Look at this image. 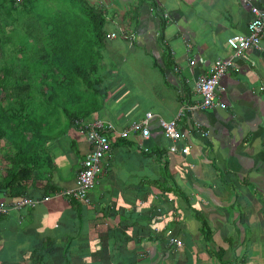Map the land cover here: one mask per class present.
I'll use <instances>...</instances> for the list:
<instances>
[{
  "label": "crops",
  "instance_id": "1",
  "mask_svg": "<svg viewBox=\"0 0 264 264\" xmlns=\"http://www.w3.org/2000/svg\"><path fill=\"white\" fill-rule=\"evenodd\" d=\"M83 2L104 11L108 32L97 48L101 100L86 119L121 129L153 113L151 137L110 138L92 206L54 197L75 186L91 149L61 110L65 132L46 144L51 167H37L22 184L39 203L0 216V264H264V37L222 79L223 107L186 111L180 141L157 121L201 101L194 80L232 56L227 40L248 34L252 9L263 10L264 0ZM196 121L209 136L195 130ZM11 151L1 140L0 181ZM10 193L0 200L14 199ZM167 231L184 246L169 247Z\"/></svg>",
  "mask_w": 264,
  "mask_h": 264
},
{
  "label": "trees",
  "instance_id": "2",
  "mask_svg": "<svg viewBox=\"0 0 264 264\" xmlns=\"http://www.w3.org/2000/svg\"><path fill=\"white\" fill-rule=\"evenodd\" d=\"M106 25L104 11L83 0H0V141L13 152L0 192L21 198L37 167H51L46 144L65 132L61 110L72 124L97 110Z\"/></svg>",
  "mask_w": 264,
  "mask_h": 264
},
{
  "label": "built area",
  "instance_id": "3",
  "mask_svg": "<svg viewBox=\"0 0 264 264\" xmlns=\"http://www.w3.org/2000/svg\"><path fill=\"white\" fill-rule=\"evenodd\" d=\"M252 12L254 18L248 26V34L234 35L227 40V44L233 53L232 56L217 59L205 75L194 80L192 90L201 97V101L195 105L185 106L173 121L158 118L160 128L172 142L177 143L182 138L178 129V122L185 117L186 111H206L223 107L219 101V95L223 89L222 79L235 68L236 58L244 57L248 50L260 47L264 37V9L253 8ZM163 18L167 24L171 20L170 15L166 13ZM116 37L117 33L111 34V38ZM196 63V60H192L190 66L193 67ZM156 118L155 114L148 113L143 119L132 121L121 129L102 120H74L72 126L80 135L85 137L91 149L81 163L75 186L72 189L56 192L54 197L73 199L81 204L92 206L93 201L90 192L97 183L98 177L106 172L105 158L112 149L110 138L126 140L131 134L139 133L142 138L149 139L151 137V122ZM194 128L202 136L210 135L209 131H204L201 123L197 121L194 123ZM170 151L177 152L178 146L174 144ZM184 154H189V148L184 149ZM38 203V200L29 196H23L20 199L0 200V216L8 215L13 211H22L26 207H35ZM153 232L157 235L159 229L155 227ZM164 240L169 247L180 249L184 246L183 241L173 236L169 231L166 232Z\"/></svg>",
  "mask_w": 264,
  "mask_h": 264
},
{
  "label": "rangeland",
  "instance_id": "4",
  "mask_svg": "<svg viewBox=\"0 0 264 264\" xmlns=\"http://www.w3.org/2000/svg\"><path fill=\"white\" fill-rule=\"evenodd\" d=\"M28 6H29V8H28V10H29L30 7H31V5H28ZM32 7H33V5H32ZM32 7H31V8H32ZM38 8H39V7L37 6L36 9H38ZM26 30H28L26 27L22 28V31H26ZM93 40H95V39L92 38V39H88L87 41L90 42V41H93ZM88 42H87V43H88ZM91 44H92V43L87 44V45H88V46H91ZM7 47H8V46H7ZM4 55H5L4 52H2V51H1V48H0V61H2V58L5 57Z\"/></svg>",
  "mask_w": 264,
  "mask_h": 264
}]
</instances>
